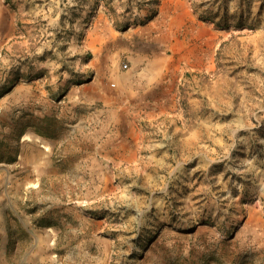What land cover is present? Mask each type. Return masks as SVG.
I'll return each mask as SVG.
<instances>
[{"label": "rangeland", "instance_id": "1", "mask_svg": "<svg viewBox=\"0 0 264 264\" xmlns=\"http://www.w3.org/2000/svg\"><path fill=\"white\" fill-rule=\"evenodd\" d=\"M0 264H264V0H0Z\"/></svg>", "mask_w": 264, "mask_h": 264}, {"label": "bare ground", "instance_id": "2", "mask_svg": "<svg viewBox=\"0 0 264 264\" xmlns=\"http://www.w3.org/2000/svg\"><path fill=\"white\" fill-rule=\"evenodd\" d=\"M201 148V147H200ZM199 150V149H198ZM192 152V151H191ZM197 152V151H196ZM190 164H193L192 162L190 163ZM255 167V166H254ZM182 170V169H181ZM251 171V170H250ZM252 172V171H251ZM186 174V173H185ZM194 174V173H193ZM191 176H192V174H191ZM190 176V177H191ZM188 179V178H187ZM214 179V178H213ZM189 180V179H188ZM250 180V179H249ZM248 180V181H249ZM254 183V182H253ZM213 185V184H212ZM216 186V185H215ZM222 186V185H221ZM218 188V187H217ZM226 188V187H225ZM228 189V188H227ZM187 190V189H186ZM231 190V189H230ZM214 192V191H213ZM219 194V193H218ZM222 194V193H221ZM217 196V195H216ZM219 196V195H218ZM215 197V196H214ZM213 198V197H212ZM216 198V197H215ZM225 200V199H224ZM208 201V200H207ZM207 205H209V204H207ZM221 205V204H220ZM216 207H218V206H216ZM222 207V206H221ZM219 209V208H218ZM218 213H220V212H218ZM251 218V217H250ZM253 218V217H252ZM250 220V219H249Z\"/></svg>", "mask_w": 264, "mask_h": 264}]
</instances>
